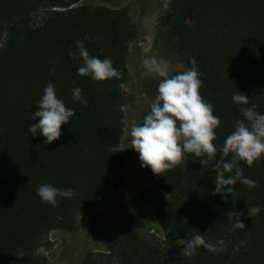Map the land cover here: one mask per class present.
<instances>
[{
  "label": "trees",
  "instance_id": "1",
  "mask_svg": "<svg viewBox=\"0 0 264 264\" xmlns=\"http://www.w3.org/2000/svg\"><path fill=\"white\" fill-rule=\"evenodd\" d=\"M78 1L0 0V264H50L36 252L44 237L54 230L75 231L78 216L92 213L124 179L117 147L124 127L122 84L138 24L124 9L109 6L115 0ZM42 8L49 10L35 19ZM156 38L185 66L195 60L202 73L199 94L220 120L212 141L217 148L242 119L241 106L231 100L236 90L264 113V0H169ZM77 40L90 56L110 58L120 77L93 81L78 76ZM50 67L55 69L51 74ZM48 82L74 115L61 125L59 138L45 145L43 137H32L27 129ZM157 84L155 77L146 83L152 99ZM74 86L87 106L72 102ZM147 111L148 105L139 123ZM220 158L219 151L207 162L185 154L161 175L138 160L148 180L141 198L163 238L147 230L150 219L143 211L130 209L111 221L103 243L86 251L79 264H264V157L251 167L237 163L256 187L249 190L237 182L226 199L211 194ZM40 184L71 188L75 195L57 198L52 207L36 196ZM254 205L260 213L249 219L247 207ZM229 211L242 213L245 229H227ZM196 231L208 242L224 239L227 251L201 248L191 258L179 254L177 240ZM238 241L244 244L233 252Z\"/></svg>",
  "mask_w": 264,
  "mask_h": 264
},
{
  "label": "clouds",
  "instance_id": "2",
  "mask_svg": "<svg viewBox=\"0 0 264 264\" xmlns=\"http://www.w3.org/2000/svg\"><path fill=\"white\" fill-rule=\"evenodd\" d=\"M75 47L82 60L76 69L78 76H87L93 81L120 77V72L113 67L110 58L90 56L80 40L75 41ZM189 64V67L178 64L176 68L182 70L170 74L167 60L153 57L143 61L145 74L157 78L158 84L142 122L130 124L126 143L138 154L140 166L147 167L154 175H161L175 167L185 154L203 157L204 162H207L219 151L221 158L214 165L215 187L211 194H220L222 199H226L233 192L232 185L237 182L249 190L255 188L256 181L245 177L237 163L243 161L251 167L253 162H259L264 157V113L257 111L255 103L249 104L247 95L236 90L231 100L241 106L239 111L242 119L236 120L223 145L217 148L212 141L216 139L214 129L218 127L220 120L213 114L211 102L204 101L199 94L202 86L199 77L202 73L198 71L195 60L190 59ZM54 71V68H49L50 74ZM70 95L73 103L79 102L87 106L88 101L82 96L78 86L72 87ZM34 103L35 110L30 115L33 123L28 126L27 132L32 137L39 134L43 137V144L47 145L59 138L61 125L68 124L74 110L67 108L63 100L57 97L52 82L46 84L40 98ZM229 154L230 159L225 160ZM35 194L42 203L55 207L57 198H72L75 192L71 188L62 189L52 184H40L35 189ZM259 213V205L247 207L249 219ZM241 215L240 211L227 213L226 227L229 231L245 229L240 220ZM177 241L181 246L179 254L186 258H191L201 248L213 254L227 251V242L224 239L208 242L198 231L187 239ZM243 244L244 241H238L233 246V252H237Z\"/></svg>",
  "mask_w": 264,
  "mask_h": 264
},
{
  "label": "rangeland",
  "instance_id": "3",
  "mask_svg": "<svg viewBox=\"0 0 264 264\" xmlns=\"http://www.w3.org/2000/svg\"><path fill=\"white\" fill-rule=\"evenodd\" d=\"M82 3L96 4L97 0H79ZM169 0H115L109 6L124 9L138 24V34L128 48L127 77L122 84L125 95L123 105L124 127L117 147L124 160V179L111 196L102 202L92 213H81L78 216L75 231H50L36 252L44 255L50 264H79L83 254L95 247H99L108 232L113 219L130 209L143 211L150 223L149 232L162 239L163 234L155 225L149 205L141 198V192L148 186V180L138 166V154L126 143L127 131L130 124H139L142 111L151 101L146 83L154 78L145 74L143 61L148 58L167 60L170 74L175 73L178 64H183L181 58L173 51L163 49L156 38L160 17L167 7ZM49 8H42L33 17L44 16ZM129 147V148H128Z\"/></svg>",
  "mask_w": 264,
  "mask_h": 264
}]
</instances>
